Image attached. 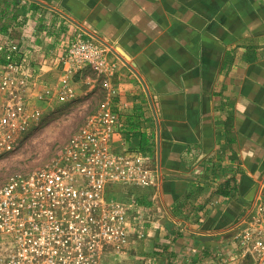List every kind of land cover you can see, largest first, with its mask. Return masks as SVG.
Here are the masks:
<instances>
[{
    "label": "crops",
    "instance_id": "crops-1",
    "mask_svg": "<svg viewBox=\"0 0 264 264\" xmlns=\"http://www.w3.org/2000/svg\"><path fill=\"white\" fill-rule=\"evenodd\" d=\"M38 1L0 0V33L20 42L23 70L37 80L32 104L47 108L36 93L56 86L67 44L88 37L50 6L122 48L150 91L160 166L157 118L127 65L104 50L99 70L74 82L78 100L106 78L108 100L126 104V144L156 159L159 180L144 190L158 219L147 249L167 264L214 243L207 237L240 218L264 174V0Z\"/></svg>",
    "mask_w": 264,
    "mask_h": 264
},
{
    "label": "built area",
    "instance_id": "built-area-1",
    "mask_svg": "<svg viewBox=\"0 0 264 264\" xmlns=\"http://www.w3.org/2000/svg\"><path fill=\"white\" fill-rule=\"evenodd\" d=\"M103 52L94 40L76 37L60 59L59 84L47 86L38 100L74 99L73 78L86 68L98 71ZM21 58L20 42L0 33V90L9 96L0 111V157L17 150L44 118L31 106L28 94L37 80ZM128 128L126 104L115 108L108 100L44 164L0 183V264H159L130 254L135 237L157 230L149 200L109 195L116 186L146 189L159 180L156 159L126 144ZM219 234L221 241L195 244L168 264H264V174L255 200Z\"/></svg>",
    "mask_w": 264,
    "mask_h": 264
},
{
    "label": "rangeland",
    "instance_id": "rangeland-1",
    "mask_svg": "<svg viewBox=\"0 0 264 264\" xmlns=\"http://www.w3.org/2000/svg\"><path fill=\"white\" fill-rule=\"evenodd\" d=\"M7 32H9L11 35L10 31ZM86 35L88 36L86 37V39L94 40L96 43L99 44V46L103 50L107 52H111L109 48H107L106 46H104L103 44H101L91 36H89L87 33ZM78 36L79 35H77L76 37ZM69 43L67 44V49ZM62 49L63 48H61V50ZM67 49H65L62 55L66 54ZM21 53H22V48H21ZM21 63L23 64L22 58H21ZM2 73H3V69H0V75ZM61 75L62 74H60V76L57 78V83L55 84L56 86L60 82V79L62 77ZM75 77L73 78V83H72L74 90H75L74 82H76ZM100 82L101 83L99 84L98 87H96L90 93L86 94L84 97L78 100L72 99L71 101H67L63 103L59 102L57 94L56 96L51 97L48 101H39L38 95L41 94L43 90L40 91L39 93H36L37 94L35 95L36 100L39 101L40 103L47 104L46 105L47 108L41 107L44 112L43 121L37 128L33 129L29 134L25 136V138L19 144L17 150L0 157V183H3L8 177L12 176L13 174L20 172H27L44 164L47 160H49V158H51V156L54 154V152L58 147L64 145L72 138L73 134L84 124L86 118L89 115L95 113L105 105V103L109 98L108 96L109 92L106 88V78L104 77L100 78ZM32 94L33 91L31 90L28 94V97L31 106L34 107V105L31 102ZM0 98L3 102L1 103L3 104L4 107L6 101L9 98L7 92L0 90ZM52 100L56 101L57 104L56 105L48 104L53 102ZM48 105H52V106H48ZM150 188H146V189H150ZM146 189L145 188L141 189L138 187L116 186L114 188V192L111 194L109 193V195H113L114 197L116 196L123 197L125 200H130L131 198L137 195L138 196L150 195L144 193L145 192L144 190ZM150 204L152 206V209H151V214L149 212L147 215L148 220H149V214L151 220L155 218L153 217V215L155 216L154 204L152 202H150ZM224 237L225 236L220 234H213L212 236L207 238L208 240L219 242ZM152 240L153 237H151V239L144 238V240H138V238L135 237L130 243V247H131L130 254L132 255L131 258L135 259L138 256L140 257L143 256L151 259L156 258L157 260L160 261L161 257H159V255L163 253V251L160 248L159 249L162 252L159 255L155 254L154 250L150 253V251L147 249V245L152 244L151 243ZM203 245H207V244H203ZM203 245H199V246H203ZM167 253L170 254V251H168ZM167 259L170 260V258L169 257L167 258L166 256L165 260L167 261Z\"/></svg>",
    "mask_w": 264,
    "mask_h": 264
},
{
    "label": "water",
    "instance_id": "water-1",
    "mask_svg": "<svg viewBox=\"0 0 264 264\" xmlns=\"http://www.w3.org/2000/svg\"><path fill=\"white\" fill-rule=\"evenodd\" d=\"M38 4H42L40 1L38 0H32ZM49 7L50 9L54 10L55 12L61 14L63 17H65L66 19H68L70 22H72L73 24H75L76 26H78L81 30H83L85 33H87L89 36H91L92 38H94L95 40H97L98 42H100L101 44H103L104 46H106L107 48H109L125 65H127L141 80L142 82L144 83V86H145V89H146V92H147V95L150 99V102H151V106L153 108V111H154V114L157 118V113H156V109H155V106H154V103L152 101V97H151V94H150V91L147 87V85L145 84V82L143 81L142 77L140 76V74L138 73V71L136 70L135 66L134 65H131L128 63V60H129V56L126 54V52L120 48V47H117V48H113L110 44H108L107 42H105L104 40H102L101 38H99L98 36H96L94 33H92L91 31H89L88 29H86L85 27L81 26L78 22H76L75 20L71 19L70 17L66 16L65 14L61 13L60 11H58L57 9L53 8V7H50V6H47ZM157 123H158V136H159V152H158V165L160 166V123L158 121V118H157Z\"/></svg>",
    "mask_w": 264,
    "mask_h": 264
}]
</instances>
